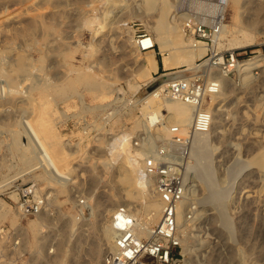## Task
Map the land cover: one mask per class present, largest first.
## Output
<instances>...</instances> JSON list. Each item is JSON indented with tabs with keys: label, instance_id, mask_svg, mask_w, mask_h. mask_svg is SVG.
Returning <instances> with one entry per match:
<instances>
[{
	"label": "rangeland",
	"instance_id": "374dc122",
	"mask_svg": "<svg viewBox=\"0 0 264 264\" xmlns=\"http://www.w3.org/2000/svg\"><path fill=\"white\" fill-rule=\"evenodd\" d=\"M137 2L141 0H0V183L26 168L14 140L21 146L28 139L16 132L23 130L22 120L39 117L40 103L46 98L53 105L55 131L61 135L65 160L75 169L72 180L63 185L42 168L14 180L35 182L47 195L40 218L22 222L11 189L13 181L0 187V198L19 216L17 223L8 218L0 224L23 223L26 227L24 249L15 250L26 251L24 264H62L63 258L64 264H96L90 249L100 245L102 230L112 220L113 201L118 204L116 209L125 205L124 187L111 180L112 169L122 156L117 161L110 150L122 131L135 135L144 129L136 125L142 119L138 101L147 89L135 91L129 85L144 83L139 77L142 55L135 39L139 32L159 36L153 24L158 9L142 10ZM168 2L175 5V0ZM226 2L225 31L211 46L219 58L234 53L243 62L258 55L261 61L252 67L248 81L243 80L236 61L239 71L228 75L216 66L205 67L208 56L196 61L203 63L198 68L181 65L150 73L157 78L152 86L162 83L163 72L187 68L182 74L211 72L217 80H226L224 89L207 99L208 107L215 111L216 106L222 112L216 132L199 137L207 160L192 159L195 166L188 175L187 218L180 222L181 229L188 228L189 233L187 249L183 248L186 264H264V169L253 164V157L264 149V0L255 11L252 6L245 10V0ZM173 8L170 5L169 17ZM254 12L260 21L256 28L246 30L256 34V41L246 47L229 46V39L242 36L238 29L245 27L243 18ZM90 19L94 20L91 24ZM178 35L173 30L169 38L177 42ZM156 55L162 65L159 45ZM18 63L26 67L20 70ZM80 73H92L107 84V94L96 97L95 91L77 80ZM67 82L72 86L59 95V86ZM192 205L195 213L188 218ZM143 211L141 207L140 213ZM34 219L42 224L39 232L30 227ZM21 256L17 253L15 258ZM104 257L97 258V264H104Z\"/></svg>",
	"mask_w": 264,
	"mask_h": 264
},
{
	"label": "built area",
	"instance_id": "2783aa9c",
	"mask_svg": "<svg viewBox=\"0 0 264 264\" xmlns=\"http://www.w3.org/2000/svg\"><path fill=\"white\" fill-rule=\"evenodd\" d=\"M226 7V0H175L173 17L181 23L183 32L191 40L211 46L222 33ZM136 37L140 52L158 47L155 37L149 33L139 32ZM217 55L214 49L209 50L205 55L208 56L205 67L216 66L227 75L233 70L239 71L235 61L240 59L234 53H223L222 60ZM210 73L183 76L175 71L161 74L163 80H167L162 83L161 93L193 106V120L186 134L181 132L179 125L173 124L169 126V135L164 136L157 132L163 121H157L132 135L133 149L141 152L144 176L155 181L163 205L162 216L152 227L149 237L140 238L136 234V217L125 205L119 206L113 215L115 245L106 252L104 264H185L178 205L188 192L195 139L209 133L213 125L214 113L207 106V99L220 93L221 86ZM111 116L112 112L107 118L110 120ZM85 122L89 124L88 120ZM11 189L17 196L14 202L22 222L45 210L47 195L39 184L13 181ZM195 209L196 206L192 205L187 212L188 218L193 217ZM25 238L23 223L17 226L0 224V264H24L22 258L26 251L15 250L24 249ZM17 253L22 254L18 260L15 258Z\"/></svg>",
	"mask_w": 264,
	"mask_h": 264
},
{
	"label": "bare ground",
	"instance_id": "6f19581e",
	"mask_svg": "<svg viewBox=\"0 0 264 264\" xmlns=\"http://www.w3.org/2000/svg\"><path fill=\"white\" fill-rule=\"evenodd\" d=\"M137 4L142 10H144L145 8L149 10L154 8L158 9V12L156 14L158 15V17L156 18L153 24L159 34L158 37H155V41L160 47V52L163 54V68L170 69L174 67H179L181 65L192 66L194 64L195 66L192 68H198L203 63H206L208 61L205 60L202 64L196 63L198 59L203 58L205 56L208 50L212 49V46H208L204 42H194L188 36H185L183 34V29H181V23L173 17V14H171L170 17L168 16L171 10L170 5L174 6V4L169 3L168 0H141V2H137ZM259 4L260 0H245V2L243 3V7L245 8V10L249 11L248 9L251 6L254 10ZM243 19V24L245 27H241L238 29L239 32H242V36H236L232 39H229L228 45L232 46V48L246 47L255 42L257 39L256 34L252 33V31L249 32L246 30L251 27L256 28L259 20L256 17V13L255 15L245 16V18ZM89 21L90 24L94 22V20L91 19ZM225 27L226 26L223 24V32L225 31ZM173 30L180 33V35H178L180 40L177 42H174L169 38V33ZM222 42H220V45H223ZM139 54L142 55V70L139 77L144 78V83H140L141 81H139L140 85H137L135 83L129 85L130 88H135V91L141 90L144 86L147 90L145 89L146 94L142 96L138 101V108L142 111V119L140 122H138V125H136V127L143 126L145 129L148 127L149 124L152 125L157 121H163L162 124L157 127L158 133L164 136H168L169 126L176 124L181 127V132L183 134H186L193 120V106L184 101L164 96L161 93V86H163L162 83H165V81L167 80H163L162 83L158 84L157 86H152L157 78L154 75L150 77V73L152 71L158 72L159 67L156 50L152 49L148 51H139ZM219 59L222 60V58ZM260 61L261 58L257 55L245 59L243 62H236L238 66L241 65L240 68L241 70H243V80H249L252 67L260 63ZM18 64L19 67L17 68H19L20 70L26 67L23 66V63ZM20 70L18 72H20ZM27 70H24L22 72H26ZM186 70H188V68L179 70L178 72L181 73V75L185 76L182 73ZM77 80L87 86L88 89L95 91L94 93H96V97H100L101 95L105 96L107 94L105 90L106 88H108V85L103 83L100 79H97V77L92 73H80L79 75H77ZM217 81L223 90L226 85L225 78L219 77ZM71 86V82H67L59 86V89L57 90L58 94H65ZM51 106L53 107V105L46 98V100L40 103L38 110L41 112L39 113V117H37L36 120L34 118L22 120L23 126L21 129L23 130H17L16 134L18 136L21 134H25L28 140L24 142L21 146H18L19 140L15 139L14 145L15 148L20 152L22 157L21 160L26 165V168L22 171H19L18 174L16 173L17 175H15L14 177L6 178L2 183H0V187L10 185V183H12V181H14L16 178L33 172L39 168H42L43 171L49 174V176L53 180H55L56 183H59L61 185L72 180L71 172H73L75 169L73 168V166L69 167V163L65 160V148L62 143L61 135L57 131H55L54 117H52L53 108ZM214 110V120L212 128L210 130L211 133L216 132L218 127L217 118L219 115L222 114L220 109H217L216 106L214 107ZM122 132L123 133H119L117 135L114 141L115 146L110 150V153H112L116 157L117 161L120 159L119 157L122 156L120 162H118L117 165H115V167H113L112 169L113 171L111 180L117 182L119 185L124 187L122 202L125 203V206L129 208L131 213L137 219L136 234L140 238H147L150 235L152 227L156 225L161 219L163 205L160 196L156 192L154 179L144 176L143 161L140 159L141 152H136L133 149L131 139L132 133L130 131ZM210 132L196 137L195 144L192 149L193 159H196L201 162L203 159L207 160L205 149L201 146L199 137L208 135L210 134ZM17 135L15 136V138L17 137ZM198 142L199 145L197 148L196 145ZM119 146L122 147L121 150L119 149ZM213 147H215V145ZM249 162L251 164V158H249ZM39 163L41 165L40 167L38 166ZM253 164L258 165V167L261 169H264V149L256 153L255 157H253ZM193 165L195 166V164L192 163L190 165V168H192ZM203 167L205 175L207 177H210V171L207 166L203 165ZM67 168L70 170L66 171L68 170ZM150 187H152L153 192L151 191ZM190 194L191 185L189 184L188 192L185 198L180 201L178 205L177 217L179 224L182 220L186 221L187 216L185 214V210L188 195ZM15 198H17V196H15ZM139 198H145V200L139 201ZM113 204L115 208L112 209V213L118 209H116V206H118V204H116L114 201ZM141 207L144 209L142 213H140ZM39 215L37 216L40 218ZM8 218L11 219L12 223L14 224L17 223L19 216L16 210L13 212V210H11V208L9 207V204L5 200L0 198V221H4ZM41 225L38 220L35 219L30 222V227L34 232H39L41 230ZM186 229L188 228H184L182 230L180 225V231L182 235V246L184 249H187L186 241L187 237L189 236V233ZM102 232L103 236H101L102 238L100 240V245H98L97 247L92 246L90 249L92 259L96 262V264L99 262V260H102L101 257L103 255L105 256V253L108 250L114 248L116 231L113 225V217L111 222L105 227L104 231L102 230ZM97 258H99V260ZM64 260L65 258H63L60 263L64 264ZM186 260L187 258L185 259V264ZM28 264L31 263L29 262Z\"/></svg>",
	"mask_w": 264,
	"mask_h": 264
},
{
	"label": "crops",
	"instance_id": "0c3cea01",
	"mask_svg": "<svg viewBox=\"0 0 264 264\" xmlns=\"http://www.w3.org/2000/svg\"><path fill=\"white\" fill-rule=\"evenodd\" d=\"M159 67H158V70L160 71V70H162V71H167L168 69H165V68H163V65H161L160 63H159V65H158ZM163 73H169V72H163Z\"/></svg>",
	"mask_w": 264,
	"mask_h": 264
}]
</instances>
